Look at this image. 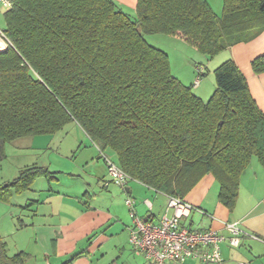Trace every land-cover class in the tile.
Returning <instances> with one entry per match:
<instances>
[{"label":"trees","instance_id":"16d2710c","mask_svg":"<svg viewBox=\"0 0 264 264\" xmlns=\"http://www.w3.org/2000/svg\"><path fill=\"white\" fill-rule=\"evenodd\" d=\"M138 0L131 17L113 0H12L0 49V160L7 142L51 134L75 121L133 179L179 198L207 173L232 208L253 156L264 165V112L234 59L215 69L204 102L173 76L146 34L181 38L209 57L264 28V0ZM264 72V54L252 60ZM47 167L0 184V202L28 190ZM24 256V257H23ZM9 255L0 234V264Z\"/></svg>","mask_w":264,"mask_h":264},{"label":"crops","instance_id":"0c3cea01","mask_svg":"<svg viewBox=\"0 0 264 264\" xmlns=\"http://www.w3.org/2000/svg\"><path fill=\"white\" fill-rule=\"evenodd\" d=\"M113 1L126 13H137L138 0ZM209 2L212 7L215 5V1ZM222 9L223 1L222 8H216L215 12L221 14ZM251 34L249 40L224 49L210 63L217 67L229 58L234 59L247 80L253 98L264 112V72L257 73L252 67V60L264 54V28L252 31ZM196 69L198 74L195 81L198 83L193 82V85L200 89L202 86L200 76L205 68L198 64ZM35 141L36 137H31L30 145H35ZM99 158L100 155L97 159ZM58 174L54 172L52 178H37L26 190L32 194L22 206L32 211L30 222L28 224L22 222V225L35 230L34 239L43 249L45 264H93V257L99 254L104 258L110 252L114 255L117 252L124 254L128 248H132L129 238L134 219L131 207L126 204L128 198L133 199V210L136 215L150 218L154 222H158L166 212L168 196L138 180L131 179L125 187L114 185V182L108 186L105 184L100 186L99 183L107 181V175L103 173L100 177L97 173H89L93 182L95 180L99 182L96 181L95 185L89 181L83 184L76 183L68 185V189L65 190L59 184ZM42 178L49 181L48 186L39 181ZM219 191L220 185L215 175L205 174L184 197L205 213L193 210L182 220V224L193 229L213 228L221 233H228L224 222L238 221L245 230L258 235L261 239L245 237L238 247L223 242L222 261L207 264H264V165L256 156L252 157L249 166L241 174L239 194L232 208L219 199ZM16 194L18 193H14L13 196ZM10 202L11 199L5 204ZM196 222L198 226L195 228ZM21 251L28 253L29 257L32 255L26 250ZM199 261L187 259L174 264H199Z\"/></svg>","mask_w":264,"mask_h":264},{"label":"rangeland","instance_id":"374dc122","mask_svg":"<svg viewBox=\"0 0 264 264\" xmlns=\"http://www.w3.org/2000/svg\"><path fill=\"white\" fill-rule=\"evenodd\" d=\"M214 1L213 9H221L222 0ZM6 10V7L0 4L1 31L6 28ZM129 15L134 17L136 14L132 13ZM146 38L151 44L167 53L173 76L183 84L191 86L194 93L203 98L204 102L211 98L217 85L215 76L216 65L210 62L216 55L209 57L191 43L166 34H146ZM198 64L205 68L204 73L200 76V82L202 83L200 89L193 85L198 74L196 69ZM31 137H36L35 145H30ZM103 152L118 163L117 156L113 150L107 148ZM5 154L6 156L0 160V184L13 180L21 170L33 165L47 167L52 173H59V184L65 190L66 188L68 189V185L83 184V182L88 181L93 182L89 173H97V176L100 177L105 173L107 175L106 180L110 179L101 149L75 121L67 123L62 129L51 134L21 137L7 142ZM99 155L101 158L98 160L97 157ZM94 163L96 164L94 165ZM99 165L100 168H98ZM68 173H79L80 175L71 176ZM39 181L43 182V185L48 186L49 181L47 179L42 178ZM96 181L99 182V180H95L92 185H95ZM101 184L103 185L104 181L99 183L100 186ZM114 185L118 186L116 183ZM31 194V191L16 194L11 198L10 204L0 202V234L8 245L10 255L17 254L22 249L32 254L30 257L24 258L23 264H45L43 249L40 243L34 239L35 230L27 225H22V222H24L23 224H28L31 220L32 211L28 207H22L26 204ZM197 226L196 222L195 228ZM131 247L124 254L117 252L114 255L113 252H110L104 258L99 254L93 257V264H150L144 254L137 253L132 245ZM199 264L207 263L199 261Z\"/></svg>","mask_w":264,"mask_h":264},{"label":"built area","instance_id":"2783aa9c","mask_svg":"<svg viewBox=\"0 0 264 264\" xmlns=\"http://www.w3.org/2000/svg\"><path fill=\"white\" fill-rule=\"evenodd\" d=\"M6 8H10L12 0H0ZM0 39L8 45L9 39L0 30ZM198 82V81H197ZM108 168L109 180L105 186L114 182L125 187L133 179L120 165L101 150ZM168 196V195H167ZM131 207L134 225L130 232V243L137 253L144 254L150 264L182 263L187 259H198L206 263L222 261L221 244L228 242L232 247H238L245 237L261 239L258 235L245 230L238 221H225L228 233H221L213 228L193 229L182 224L193 210L205 213L203 209L183 198L168 196L166 212L158 222L135 214L133 199H126ZM151 207V205L149 204ZM249 264V263H243Z\"/></svg>","mask_w":264,"mask_h":264},{"label":"bare ground","instance_id":"6f19581e","mask_svg":"<svg viewBox=\"0 0 264 264\" xmlns=\"http://www.w3.org/2000/svg\"><path fill=\"white\" fill-rule=\"evenodd\" d=\"M0 49H5V43L0 39Z\"/></svg>","mask_w":264,"mask_h":264},{"label":"water","instance_id":"95a60500","mask_svg":"<svg viewBox=\"0 0 264 264\" xmlns=\"http://www.w3.org/2000/svg\"><path fill=\"white\" fill-rule=\"evenodd\" d=\"M205 103H207V101H205Z\"/></svg>","mask_w":264,"mask_h":264}]
</instances>
